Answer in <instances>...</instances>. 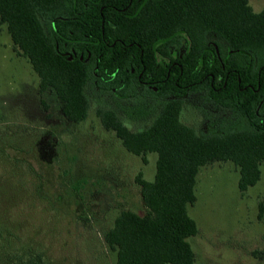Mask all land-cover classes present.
<instances>
[{
	"label": "trees",
	"instance_id": "1",
	"mask_svg": "<svg viewBox=\"0 0 264 264\" xmlns=\"http://www.w3.org/2000/svg\"><path fill=\"white\" fill-rule=\"evenodd\" d=\"M0 23L38 75L41 95L51 89L70 121L87 118L88 85L130 97L147 79L158 89L153 95L170 98L138 130L117 108L97 109L130 153L144 162L157 154L154 179L136 177L147 212L122 210L104 238L117 264H194L188 238L198 225L188 206L197 200L200 169L233 162L242 192L261 177L264 9L255 12L248 0H0ZM182 39V67L163 60ZM199 90L233 117L211 121L204 132L184 123L185 98Z\"/></svg>",
	"mask_w": 264,
	"mask_h": 264
},
{
	"label": "rangeland",
	"instance_id": "2",
	"mask_svg": "<svg viewBox=\"0 0 264 264\" xmlns=\"http://www.w3.org/2000/svg\"><path fill=\"white\" fill-rule=\"evenodd\" d=\"M248 1L255 12L264 9V0ZM87 92V118L68 120L51 89L41 95L38 75L0 23V264H117L105 232L122 210L147 212L136 177L154 179L157 154L144 162L130 153L97 109L117 108L138 130L170 98L147 87L130 97L91 85ZM135 112L153 113L128 115ZM231 117L199 90L185 98L181 120L204 132L211 121ZM260 169L258 182L244 192L233 162L200 169L197 200L188 206L198 225L188 238L194 264H264V161Z\"/></svg>",
	"mask_w": 264,
	"mask_h": 264
},
{
	"label": "flooded vegetation",
	"instance_id": "3",
	"mask_svg": "<svg viewBox=\"0 0 264 264\" xmlns=\"http://www.w3.org/2000/svg\"><path fill=\"white\" fill-rule=\"evenodd\" d=\"M186 52V42L185 40L182 39L180 41L179 46H174L171 48L170 52L168 55L163 56V60H166L167 62L173 61V65L177 66L179 65L182 67V64L178 61L179 58H183L184 53ZM142 74L139 75L141 77ZM141 85L144 87H147L148 89H153L155 92L158 90L150 80L147 79H140ZM143 89V87H142Z\"/></svg>",
	"mask_w": 264,
	"mask_h": 264
}]
</instances>
